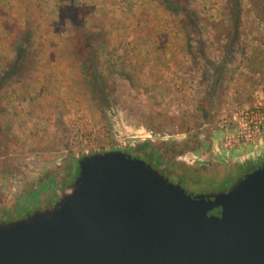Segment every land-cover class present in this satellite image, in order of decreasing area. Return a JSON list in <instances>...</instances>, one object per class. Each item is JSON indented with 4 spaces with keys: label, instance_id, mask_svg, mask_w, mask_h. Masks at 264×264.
<instances>
[{
    "label": "rangeland",
    "instance_id": "374dc122",
    "mask_svg": "<svg viewBox=\"0 0 264 264\" xmlns=\"http://www.w3.org/2000/svg\"><path fill=\"white\" fill-rule=\"evenodd\" d=\"M226 1L209 22V1L191 0L204 43L189 49L159 0H0V201L20 206L54 182L60 195L79 158L111 148L149 146L194 194L264 160V129L255 140L240 125L243 110H264V1L247 34L259 5L240 0L245 19L228 41Z\"/></svg>",
    "mask_w": 264,
    "mask_h": 264
},
{
    "label": "water",
    "instance_id": "95a60500",
    "mask_svg": "<svg viewBox=\"0 0 264 264\" xmlns=\"http://www.w3.org/2000/svg\"><path fill=\"white\" fill-rule=\"evenodd\" d=\"M53 206L0 221V264H264V161L218 191L111 148Z\"/></svg>",
    "mask_w": 264,
    "mask_h": 264
},
{
    "label": "flooded vegetation",
    "instance_id": "af4514ba",
    "mask_svg": "<svg viewBox=\"0 0 264 264\" xmlns=\"http://www.w3.org/2000/svg\"><path fill=\"white\" fill-rule=\"evenodd\" d=\"M132 155L138 156L144 159L146 162H150L152 166L155 168L159 167V165L157 164L156 160L152 155L149 146H146L145 148H138L136 150V153ZM263 161L264 160L246 162L244 164H241L240 166L239 165L236 166L234 172L228 177V179L231 178V180L229 182L227 181L225 185L234 182L236 179L241 177L243 173L253 171L257 167H259ZM168 172L171 171L165 170L164 174L166 177L169 178V175L167 174ZM183 178H184L183 176H180L178 180ZM173 182H177V180ZM71 183H73V181L70 182L68 185H70ZM54 184L55 182L53 184H49V186L43 188V190H40L34 197H29V196L26 197V199L20 206H18V204L16 203H5L4 201H0V221L3 219H7V220L22 219L27 215L32 214L35 211H42L49 206L55 205V203L59 200V190L55 189ZM222 188H218V190ZM209 191H217V190L210 188L207 191H204L203 193H207Z\"/></svg>",
    "mask_w": 264,
    "mask_h": 264
},
{
    "label": "trees",
    "instance_id": "16d2710c",
    "mask_svg": "<svg viewBox=\"0 0 264 264\" xmlns=\"http://www.w3.org/2000/svg\"><path fill=\"white\" fill-rule=\"evenodd\" d=\"M160 4L167 10H171L174 16L179 17L180 19H178V21L180 22V24L186 29L187 31V38L186 40H188L187 44H188V48L192 49V45L191 42L192 41H196L199 45L203 44L204 42L202 41V32H201V28H200V22H202V18L201 16H199V13L194 12V10H191V0H159ZM257 4L259 5L257 6H253V10L255 11V14L260 17V11L263 9V6L260 4L261 0H256ZM173 3L176 7H178L179 10H181L182 12H184L185 14L180 16L178 13L179 10L176 11V7L171 4ZM241 1L240 0H227L226 1V5L229 7L227 10L228 15L230 16L231 22L232 24L230 25V28L228 29L229 31L227 32V40L234 38V37H238L243 22L241 20V12L243 9H241L240 6ZM255 3V1H254ZM260 7V8H259ZM259 9V10H258ZM226 13V14H227ZM227 15V16H228ZM74 35H78L81 32V30L79 29V27L75 28V32H73ZM231 36V37H230ZM229 43V42H227ZM226 43V44H227ZM83 48L84 45L82 46ZM22 52V51H19ZM22 54V53H21ZM20 55V54H19ZM23 63V60L20 57H18V60L15 64L17 65H21ZM13 69V67H12ZM9 73V72H7ZM79 170V168H78Z\"/></svg>",
    "mask_w": 264,
    "mask_h": 264
},
{
    "label": "crops",
    "instance_id": "0c3cea01",
    "mask_svg": "<svg viewBox=\"0 0 264 264\" xmlns=\"http://www.w3.org/2000/svg\"><path fill=\"white\" fill-rule=\"evenodd\" d=\"M209 1V3H210V5H211V7H212V10L210 11L211 12V15L213 14V16L212 17H209V22H213V21H217V20H219V19H222L223 18V15H222V13H223V10H222V8H221V6L218 4V0H208ZM222 1V0H221ZM264 1V0H263ZM141 9H144V7H142ZM158 12H161V10L158 8ZM216 13V14H215ZM224 14V13H223ZM247 14H249V15H251V17H253V18H251L250 17V20H252V25L250 26V28H249V30L247 31V34L249 33V31H251L252 29H253V27H254V25H255V22H256V19L257 18H259L256 14H255V11L251 8V11L250 12H248ZM138 15V11L137 12H135L134 13V15H133V17L134 16H137ZM246 15V14H245ZM246 17H249V16H246ZM225 20H224V22H225V26L226 27H229L231 24H232V22H231V19H230V16H225V18H224ZM244 19H245V16L243 15V13L241 12V20L242 21H244ZM163 26V25H162ZM206 28H208V29H206V31H208V33H210V34H212L213 33V35H214V33H215V31L212 29V27H211V25H209V23H208V25H207V27ZM163 29L164 30H166V29H168V30H172V29H174V28H172V27H170V28H167V26H163ZM248 36V35H247ZM211 37V36H210ZM227 40V39H226ZM228 41V40H227ZM215 42H216V40H215ZM135 47H138V46H135ZM165 48H169V50L170 51H172V49H171V44L168 42L167 43V45L165 46ZM147 53L145 52L144 53V55H146ZM172 55H174V53L172 54ZM170 57V56H169Z\"/></svg>",
    "mask_w": 264,
    "mask_h": 264
},
{
    "label": "built area",
    "instance_id": "2783aa9c",
    "mask_svg": "<svg viewBox=\"0 0 264 264\" xmlns=\"http://www.w3.org/2000/svg\"><path fill=\"white\" fill-rule=\"evenodd\" d=\"M259 109L262 110L258 107L256 110H243L241 112V118L243 122H240V125L249 127L252 124L253 127L257 129L258 134L254 135L253 138L255 140L260 137V132L264 129V114H262ZM262 111L264 112V110Z\"/></svg>",
    "mask_w": 264,
    "mask_h": 264
}]
</instances>
